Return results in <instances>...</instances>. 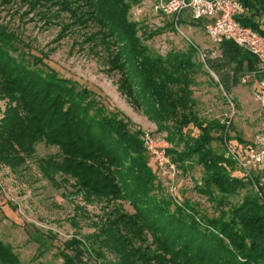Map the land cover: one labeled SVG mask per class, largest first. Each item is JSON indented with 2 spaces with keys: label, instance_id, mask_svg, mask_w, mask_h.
I'll return each mask as SVG.
<instances>
[{
  "label": "trees",
  "instance_id": "16d2710c",
  "mask_svg": "<svg viewBox=\"0 0 264 264\" xmlns=\"http://www.w3.org/2000/svg\"><path fill=\"white\" fill-rule=\"evenodd\" d=\"M13 1L0 0V5ZM18 1L27 7L22 15L33 11L30 20L37 17L57 27L60 36L83 29L82 44H102L111 68L124 73L120 87L135 89L151 120L167 124L156 131L170 142L172 160L179 168L190 162L203 166L198 192L218 210L208 216L197 204L184 200L180 207L167 199L159 171L142 150L139 130L130 120L110 107L101 92L60 75L45 61V53L33 54L28 42L0 21V99L5 100L0 162L19 166L43 141L58 148L57 154L40 159L52 179L59 173L62 181L73 179L70 184L85 197L107 203L122 198L133 210L113 204L101 214L89 248L94 255L80 240L63 242L58 248L63 264H264V196L248 193L237 202L230 200L250 185L249 178L231 157L214 152L211 143H221L226 124L198 118L189 88L194 72L204 66L228 95L241 77L258 74L257 60L229 40L219 43L217 56L202 52L197 65L193 45L164 57L153 55L137 34V22L128 19L131 5L139 0ZM239 1L244 13L236 19L264 36V21L252 19L264 14V0ZM246 9L254 11L247 16ZM170 25L174 28L172 19ZM190 125L199 131L196 136L184 131ZM250 142L237 143L234 152L244 157ZM41 238V245L52 239ZM0 264H22L2 240Z\"/></svg>",
  "mask_w": 264,
  "mask_h": 264
},
{
  "label": "rangeland",
  "instance_id": "374dc122",
  "mask_svg": "<svg viewBox=\"0 0 264 264\" xmlns=\"http://www.w3.org/2000/svg\"><path fill=\"white\" fill-rule=\"evenodd\" d=\"M26 10L25 4L18 0L0 5V21L7 24L8 30H15L27 41L33 54L45 53V61L58 70L60 75L101 92L110 107L121 111L130 120L139 130L142 150L159 171L158 179L167 199L180 207H183L186 200L190 204H197L202 214H217L214 204L198 192L205 175L203 166L190 162L184 163L183 169L172 160L168 153L170 142L164 132L156 131L157 126L167 124L151 120L146 111V101L135 89L129 92L128 87H120V79L124 73L111 68V64L107 62L108 51L102 44L95 45V41L82 44L85 39L83 29L62 37L57 27L46 26L37 17L30 20L32 14L35 16L33 11L22 15ZM253 11L246 9L245 15L248 16ZM180 18H183L182 23L179 24L178 21L176 27L172 28L171 18L155 11L151 0H139L128 11V19L137 22V34L153 55L160 54L164 57L168 52L186 51L189 45H193L197 47L192 56L196 65L203 61L202 52L205 50L210 52L211 57L217 56L219 44L212 42L206 34L205 21L192 19L187 14ZM252 19L261 23L264 21V14L253 16ZM261 77L262 73L259 71L256 75L241 77L227 95L216 84V76L212 72L207 73L204 66L193 74L194 82L189 88L192 90L195 114L206 121L226 124L220 137L221 143L217 140L211 143L214 152L221 153L226 160L230 159L231 152L238 148L239 143L251 140L256 133L264 134V107L255 97ZM4 109L5 100L0 99V119ZM184 131L192 136L199 132L191 125ZM214 134L217 136L219 133ZM148 139L155 144V139L164 140L166 145L160 144L163 146L164 156L170 162L168 164H173L178 170L174 178L169 174L170 166L166 162L161 166L149 150ZM180 148L181 146L178 147ZM57 152V147L42 141L35 145L32 156L25 157L21 165L12 167L6 162H0V240L16 253L22 264H63L58 248L71 239L80 240L88 248V254L94 255L90 254L89 248H92L91 241L99 227L101 214L113 204H121L125 210L133 212L125 199L107 203L104 198L85 197L70 184L73 179L62 181L59 173L52 179L49 171L40 164V159L51 157ZM226 160L223 166L228 167ZM248 178L250 185L241 189L230 200L237 202L248 193H256L263 198L264 164L252 168ZM41 234L52 239L41 245L38 241H42ZM88 254L82 255L84 260H88ZM106 254L113 259L110 253Z\"/></svg>",
  "mask_w": 264,
  "mask_h": 264
},
{
  "label": "built area",
  "instance_id": "2783aa9c",
  "mask_svg": "<svg viewBox=\"0 0 264 264\" xmlns=\"http://www.w3.org/2000/svg\"><path fill=\"white\" fill-rule=\"evenodd\" d=\"M155 11L161 12L172 19L176 27L180 16L187 14L192 19H206L204 29L210 40L220 43L223 40L232 41L241 49L250 53L258 62L262 73L255 92L257 101L264 107V37L249 26H244L236 19L244 13V7L239 0H151ZM148 139L149 150L159 160L161 166H170L169 174L174 178L178 170L173 164H168L164 156V140ZM166 145V144H165ZM231 152V151H230ZM231 158L247 176L252 168L264 164V134L253 135L244 157L231 152Z\"/></svg>",
  "mask_w": 264,
  "mask_h": 264
}]
</instances>
